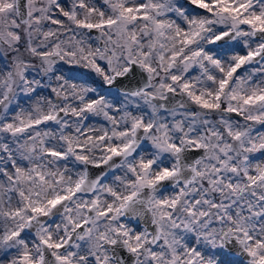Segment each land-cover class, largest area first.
Listing matches in <instances>:
<instances>
[{
    "label": "snow or ice",
    "instance_id": "obj_1",
    "mask_svg": "<svg viewBox=\"0 0 264 264\" xmlns=\"http://www.w3.org/2000/svg\"><path fill=\"white\" fill-rule=\"evenodd\" d=\"M261 129L264 0H0V264H264Z\"/></svg>",
    "mask_w": 264,
    "mask_h": 264
},
{
    "label": "rangeland",
    "instance_id": "obj_2",
    "mask_svg": "<svg viewBox=\"0 0 264 264\" xmlns=\"http://www.w3.org/2000/svg\"><path fill=\"white\" fill-rule=\"evenodd\" d=\"M37 2L39 3V0H37ZM66 2L70 3L71 0H66ZM95 2L97 5H100L102 3V0H95ZM181 2H183V0H181ZM52 27H55V26H52ZM91 35H92V39L95 41V43L93 44V47H98L103 44L102 40L95 39L97 36H95L94 34H91ZM35 63L37 66H39L38 61H36ZM62 68H63V75L65 76V78H69L72 83H76L78 85L88 84L91 87L97 88L98 90H101L103 92L108 91L107 86H103V88H101L102 81L100 77L95 76V74L91 73L89 70L83 69L82 67L73 66L71 64H63ZM36 78L40 79L42 84L44 85V87L38 89L39 97H44V96L50 97L52 93L50 89L47 87L48 81L45 80L40 75H37ZM52 86H55L54 81L52 82ZM111 91L115 93V89H112ZM109 99H111V96H109ZM33 104H34V101L29 100L27 97H23L19 100V105L21 109L27 110ZM19 110L20 109H17V111ZM92 123L99 125L100 123H103V120L102 118L98 117V118L93 119ZM41 127H43V125ZM256 128L260 129V126L256 125ZM261 130H264V129H261Z\"/></svg>",
    "mask_w": 264,
    "mask_h": 264
},
{
    "label": "water",
    "instance_id": "obj_3",
    "mask_svg": "<svg viewBox=\"0 0 264 264\" xmlns=\"http://www.w3.org/2000/svg\"><path fill=\"white\" fill-rule=\"evenodd\" d=\"M92 34H94L95 36H98L99 33L96 32V31H93ZM118 86L121 87L122 89L123 88H133V87H136L137 86V79L136 78H133L131 80L129 79H125L124 81L122 82H118ZM112 89H115V87H113Z\"/></svg>",
    "mask_w": 264,
    "mask_h": 264
}]
</instances>
